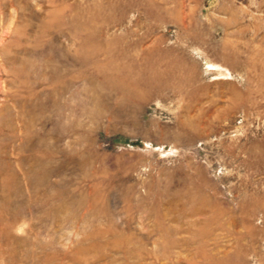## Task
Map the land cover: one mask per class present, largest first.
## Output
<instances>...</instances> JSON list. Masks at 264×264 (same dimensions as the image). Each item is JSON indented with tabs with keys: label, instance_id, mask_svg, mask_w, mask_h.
<instances>
[{
	"label": "rangeland",
	"instance_id": "1",
	"mask_svg": "<svg viewBox=\"0 0 264 264\" xmlns=\"http://www.w3.org/2000/svg\"><path fill=\"white\" fill-rule=\"evenodd\" d=\"M0 264H264V0H0Z\"/></svg>",
	"mask_w": 264,
	"mask_h": 264
}]
</instances>
